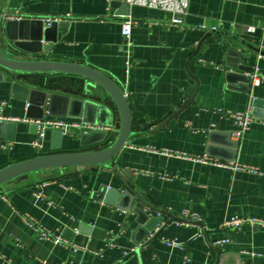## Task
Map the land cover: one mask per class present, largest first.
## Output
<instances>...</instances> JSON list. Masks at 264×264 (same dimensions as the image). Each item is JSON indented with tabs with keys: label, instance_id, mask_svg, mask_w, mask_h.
Wrapping results in <instances>:
<instances>
[{
	"label": "crops",
	"instance_id": "obj_1",
	"mask_svg": "<svg viewBox=\"0 0 264 264\" xmlns=\"http://www.w3.org/2000/svg\"><path fill=\"white\" fill-rule=\"evenodd\" d=\"M123 3L0 0L3 22L38 20L43 27L52 20L61 23L45 39L27 41L35 51H23V58L81 62L100 70L127 93L131 112L143 118L144 124L160 121L188 100L196 85L189 73L198 80L192 102L165 127L154 132L146 128L133 135L112 158L111 167L40 170L1 184L0 264H44L43 260L46 264H264V228L249 224L220 227L232 216L264 220V174L192 159L206 155L264 169V123L253 121L234 148L232 120L215 111H242L251 96L264 99V54L244 43L259 46L264 0H189L180 23L172 22L166 11L137 5H128L127 15L118 14ZM47 18L53 19L47 23ZM127 18L132 21L129 56L120 33L121 22ZM214 26L229 36L211 34L199 44ZM247 26L256 29L247 32ZM9 42L0 30V46ZM242 66H251L252 71L247 73ZM255 67L261 79L248 86L240 75H250ZM0 73V141L10 143L8 149L0 148V167L36 154L93 150L114 130L100 121L83 119L81 106L66 105L59 97L93 100L114 111L110 98L98 86L72 92L47 88L36 77L22 78L2 68ZM25 85L59 96L46 101L41 110L36 103L39 97L32 96L29 103ZM57 119L90 127L59 131L60 142L53 135L55 129L47 128L37 151L31 145L37 135L36 121ZM142 125L133 129L141 130ZM93 130H106V139L81 147L80 135ZM57 143L59 148H52ZM162 149L187 157L164 155ZM158 173H167L171 179ZM124 181L146 204L125 196L121 202L130 207L124 210L96 198L103 184L116 188L120 197L126 188ZM38 191L40 197L34 195ZM135 207L148 216H162L148 236L144 235L147 222L137 221ZM159 210L170 212L175 219L164 224L168 216ZM183 210L199 219L184 217ZM29 220L64 243L38 238ZM162 237L177 238L183 245L171 248ZM219 239L227 241L222 246L214 244ZM72 244L87 249L73 252ZM131 247L135 250L124 254Z\"/></svg>",
	"mask_w": 264,
	"mask_h": 264
},
{
	"label": "water",
	"instance_id": "obj_2",
	"mask_svg": "<svg viewBox=\"0 0 264 264\" xmlns=\"http://www.w3.org/2000/svg\"><path fill=\"white\" fill-rule=\"evenodd\" d=\"M129 6L126 3H123L120 9L117 11L118 14L127 15ZM4 12H0V30L5 32L8 40L11 42L6 43L4 46H0V68L13 73L15 76L22 78L31 77V75H53V74H66L74 75L81 78V85L78 88V91L86 89L88 86L101 88L107 96L110 98L115 109L111 111L107 105L99 104L93 100H82L69 96H59L55 93L47 94L46 90H36L34 88H29L28 85L23 86L26 91V96L29 98V103L32 96L39 97L36 100L37 105L42 110L45 102H52L54 98L58 96L70 104H77L81 106V114L83 119L88 121H100L99 124L105 126H113L114 130L110 132V136H113L107 143L102 144L98 148L93 150H74V151H56L45 154H38L32 157H28L16 162H12L0 167V185L11 180H19L27 177L29 173L37 172L40 170L54 169V168H64V167H111L112 158L124 147L128 140L133 136L137 135L147 128L149 132L157 131L165 127L173 118H176L177 114L183 110L188 104H190L196 94L198 88V80L194 75L189 73L190 77L195 81V89L192 94L189 96L188 100L183 103L179 108L173 110L167 116L162 118L160 121H154L151 123L144 124V119L141 117L134 116L131 112V108L127 98L124 96L123 91L120 86L112 80L109 76L104 74L98 69H95L91 66H88L81 62H68L62 60H49V59H28L23 58V51L33 52L35 50L30 47V43L27 41H34L45 39L47 33L50 30H53L55 26H59L61 23L56 21H51L48 26L43 27L42 23L38 20H5L2 21ZM41 24V25H40ZM10 32H14L13 35ZM211 34L227 35L228 33L220 29H208L203 38L199 41V44L205 37H209ZM263 37L259 42V46H251L247 42H244L251 48L253 51L260 54H264V50L261 49ZM198 44V45H199ZM198 47V46H197ZM197 52H193L194 55ZM242 70L249 73L252 71L251 66H242ZM0 76L2 74L0 73ZM242 82L246 83L248 86L251 83L250 76L240 75ZM47 88H50L47 86ZM97 100L101 98L97 97ZM250 105L252 106V112L255 116L264 118V110L260 109V106H264V99L251 96L249 100ZM142 123L143 127L141 130H134V125ZM53 135L57 137L58 141L61 140V134L58 130L53 131ZM90 140H87V138ZM107 137L106 130H93L88 133H82L80 135L79 145L85 147L91 144H96L103 142ZM234 148L237 147V141H232ZM52 148H59V144L52 145ZM115 171V168H111ZM122 176H126V173H122ZM126 186L125 189L121 191L120 197L116 188L103 184L100 189L97 191L96 198L98 200H103L109 204L117 205L121 209L128 210L130 204L128 202L123 204L121 200L127 196L129 200H132L133 197L138 198L144 204V200L139 197L131 188V186L124 181ZM137 214V221L145 224V236H148L149 233L162 221V216H148L143 213L138 207L133 208ZM155 209V208H153ZM156 210V209H155ZM163 215H167L168 219L164 224L169 223L171 220L175 219L170 212L165 210L157 211ZM159 232V229L154 232L151 237H154Z\"/></svg>",
	"mask_w": 264,
	"mask_h": 264
},
{
	"label": "built area",
	"instance_id": "obj_3",
	"mask_svg": "<svg viewBox=\"0 0 264 264\" xmlns=\"http://www.w3.org/2000/svg\"><path fill=\"white\" fill-rule=\"evenodd\" d=\"M122 2L126 3L127 5H137V6H142V7H147V8H155V9H160L163 11H166L170 13L171 15V21L174 23H180L182 22L185 14L187 13V8H188V3L189 0H121ZM53 18H47V23H49ZM131 29H132V21L127 18L124 19L121 22L120 25V33L123 36L124 39V44H125V55L129 56V51L132 45L131 41ZM210 29H216L214 26L213 28ZM255 26H247L246 31L247 32H254L255 31ZM261 35L264 38V25L260 28ZM257 67L254 68L253 72L249 75L251 79V84H258L261 76H259L257 72ZM124 96H127L126 92H123ZM4 102H2L3 104ZM215 111L220 112L223 116L230 118L234 124V128L232 131H230L231 137L235 140L238 141L244 134L246 130L249 129L250 124L255 121V120H261L264 123V118L257 117L253 114L252 112V106L248 102L246 108L242 111H234L230 109H225V108H216ZM37 122V135L34 138V140L31 142V145L37 150L40 151L42 148V142L45 137V130L47 128L55 129L60 131L61 133H64L67 130H70L72 128H79L81 129L82 127H90L89 125H84V124H77V123H69L61 119L57 120H44L42 122L36 121ZM10 146V143L7 142H1L0 141V148L1 149H8ZM161 154L164 155H177V156H185L184 154H180L177 152H174L171 149H162L160 150ZM187 157V156H185ZM195 161L199 162H204V163H210L213 165H218V166H223V167H230L233 169H244L249 172L257 173L259 175L264 174V169H260L258 167L254 166H246L243 164L239 163H227V162H222L218 160H214L212 158H209L206 155H203L201 157H193L192 158ZM160 177L162 178H167L171 179V176H169L167 173H158ZM36 197H40V191L34 193ZM182 215L184 217H188L190 220H196L199 219L195 213L188 212L187 210L182 211ZM187 225L188 223L185 222ZM243 224H249L251 226H257L264 228V220L258 217L254 216H246V217H241V216H232L228 219H225L221 222L220 227L221 228H237ZM28 225L33 228L37 234L38 238L40 239H48L52 240L53 243L55 244H60L64 243L61 241L59 237H53L52 234L45 228L36 225L33 223L31 220L28 221ZM161 241L171 247H182L183 241L178 240L177 238H166L162 237ZM227 240L226 239H219L214 242V244L218 246H222ZM78 249H87V246L85 245H77V244H72V251L75 252ZM135 250V247H131L128 250L124 252V254H128L130 252H133ZM93 254L98 255L100 254L99 251H91ZM186 259H188L187 256H185ZM43 263L46 264V261L43 260Z\"/></svg>",
	"mask_w": 264,
	"mask_h": 264
},
{
	"label": "trees",
	"instance_id": "obj_4",
	"mask_svg": "<svg viewBox=\"0 0 264 264\" xmlns=\"http://www.w3.org/2000/svg\"><path fill=\"white\" fill-rule=\"evenodd\" d=\"M31 77H36L37 81H39V83H41L44 86H49L53 88H62L64 90L72 91V92L77 91L81 85V78L74 75H66V74L31 75ZM110 139H112V137H110L105 143H107Z\"/></svg>",
	"mask_w": 264,
	"mask_h": 264
}]
</instances>
